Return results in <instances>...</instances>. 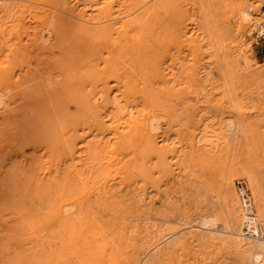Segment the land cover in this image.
<instances>
[{
    "label": "bare ground",
    "instance_id": "bare-ground-1",
    "mask_svg": "<svg viewBox=\"0 0 264 264\" xmlns=\"http://www.w3.org/2000/svg\"><path fill=\"white\" fill-rule=\"evenodd\" d=\"M186 4L0 0V264H264V180L227 172L264 132L208 83L227 97L264 63H200ZM255 6L238 35L264 34ZM173 46L193 60L170 79Z\"/></svg>",
    "mask_w": 264,
    "mask_h": 264
},
{
    "label": "rangeland",
    "instance_id": "rangeland-1",
    "mask_svg": "<svg viewBox=\"0 0 264 264\" xmlns=\"http://www.w3.org/2000/svg\"><path fill=\"white\" fill-rule=\"evenodd\" d=\"M247 3L254 4V6L256 5L255 8L264 11V0H187L184 7L185 14L179 17V20H183L185 26L187 24L189 26L185 27L187 31L185 37L188 38V35L192 32L189 38L199 46L197 53L202 58L200 63L206 64L207 67L210 66L213 72L217 65L215 63L220 62L226 56H229L228 60H231L234 56L237 57V54H242V52L248 61L264 63V42L256 37L258 36L256 33L249 37L246 33L238 35L236 30L237 26L234 21L237 13ZM94 12L90 9L88 14H94ZM163 53L167 56L164 67L167 68V73L170 72L167 76L170 79H172L171 72L176 73V77H178L181 71L179 65L175 64L177 61L186 66L193 60V56L190 55L185 46L182 49H177L175 46L166 48ZM174 58L177 60H172ZM208 83L209 87H213L214 97L221 99L222 111L224 114L226 113L227 119L233 116L232 118L236 120L234 113L241 112L245 119L244 124L249 127L248 129H253L252 132L257 134L264 132V73L256 79H243L233 75L230 79L231 90L224 98H221L217 92L221 80L216 73H212ZM69 108L70 111L74 110L73 105H70ZM227 114H230L229 117ZM131 153L133 155L129 154L130 156L126 157L125 160L128 162L125 165L137 167L141 163L140 154L136 152L137 156H134V152ZM251 154L253 155L251 156ZM229 157L227 172L236 174L234 178H242L243 169L248 168L255 171L264 180V144L261 142L251 144L250 140L246 143L241 141Z\"/></svg>",
    "mask_w": 264,
    "mask_h": 264
},
{
    "label": "built area",
    "instance_id": "built-area-1",
    "mask_svg": "<svg viewBox=\"0 0 264 264\" xmlns=\"http://www.w3.org/2000/svg\"><path fill=\"white\" fill-rule=\"evenodd\" d=\"M260 41L264 42V34L260 36H256Z\"/></svg>",
    "mask_w": 264,
    "mask_h": 264
}]
</instances>
